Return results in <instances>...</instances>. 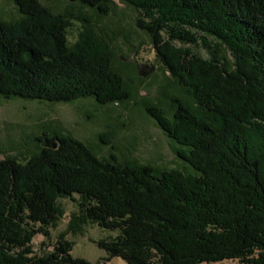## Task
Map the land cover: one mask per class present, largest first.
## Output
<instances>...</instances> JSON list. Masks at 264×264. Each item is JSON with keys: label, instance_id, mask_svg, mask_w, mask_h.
<instances>
[{"label": "trees", "instance_id": "1", "mask_svg": "<svg viewBox=\"0 0 264 264\" xmlns=\"http://www.w3.org/2000/svg\"><path fill=\"white\" fill-rule=\"evenodd\" d=\"M11 1L20 19L0 23V98L130 100L96 35L85 30L70 45L68 17L40 0ZM70 1L103 16L112 5ZM119 1L138 12L155 57L187 95L171 98L169 115L146 112L196 175L122 164L113 152L99 158L69 135L42 133L38 154L0 159V264H92L73 258L63 238L33 251L34 237L50 239L60 199L76 204L78 224L117 234L94 243L108 261L264 264V0Z\"/></svg>", "mask_w": 264, "mask_h": 264}, {"label": "rangeland", "instance_id": "2", "mask_svg": "<svg viewBox=\"0 0 264 264\" xmlns=\"http://www.w3.org/2000/svg\"><path fill=\"white\" fill-rule=\"evenodd\" d=\"M111 1L110 12L103 16L95 9L70 0H40L53 14L69 18L71 27L67 40L70 45L85 30L91 31L106 45L113 58V68L122 76L131 94L130 100L99 106L92 99L51 104L0 98V159H28L39 153L42 145L37 139L42 133L61 134L84 143L99 158H107L113 152L122 164L151 165L158 170H179L196 175L177 155L181 146L170 140L146 112L147 108L155 107L169 115L171 98L187 99V95L155 57L148 34L137 25L138 12L119 0ZM19 19L13 2L0 0V23ZM190 47L200 57L209 58L204 48ZM223 54L229 59L227 53ZM142 74L147 75L142 77ZM101 141L109 142V145H103ZM58 205L62 215L50 229V239L37 235L32 241L35 254L50 252L52 245L63 238L73 243V258L92 264H127L120 258L108 261L105 252L94 244L109 240L116 233L95 225L78 224L74 220L77 206L68 199H60ZM218 264L241 263L225 261Z\"/></svg>", "mask_w": 264, "mask_h": 264}, {"label": "water", "instance_id": "3", "mask_svg": "<svg viewBox=\"0 0 264 264\" xmlns=\"http://www.w3.org/2000/svg\"><path fill=\"white\" fill-rule=\"evenodd\" d=\"M147 74H142V77H146ZM54 148H55V144H54Z\"/></svg>", "mask_w": 264, "mask_h": 264}]
</instances>
